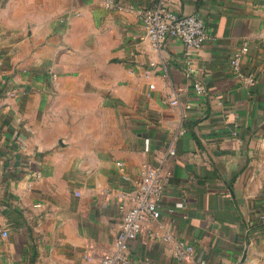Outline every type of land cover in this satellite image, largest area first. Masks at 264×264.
<instances>
[{"label":"crops","instance_id":"obj_1","mask_svg":"<svg viewBox=\"0 0 264 264\" xmlns=\"http://www.w3.org/2000/svg\"><path fill=\"white\" fill-rule=\"evenodd\" d=\"M115 1L0 0V264L111 249L114 192L147 164L164 170L152 227L194 252L139 235L129 264H264V0H164L202 17L198 49L151 44L139 11L161 0ZM243 45L251 85L230 68Z\"/></svg>","mask_w":264,"mask_h":264},{"label":"built area","instance_id":"obj_2","mask_svg":"<svg viewBox=\"0 0 264 264\" xmlns=\"http://www.w3.org/2000/svg\"><path fill=\"white\" fill-rule=\"evenodd\" d=\"M117 4L119 3L115 0H105V5L108 7H114ZM139 16L145 36L155 48H160L172 38L185 47L198 49L206 39L201 16L192 13L178 17L167 8L164 0L155 7L141 8ZM246 50L247 46L243 45L231 56L230 68L237 78L251 85L254 83V78L246 75L240 68V57ZM194 85L197 92H202L203 87L200 82ZM168 101L170 104H178L176 91L169 95ZM168 153L175 154L174 144L169 146ZM163 173L161 165L147 164L141 178L132 188H123L114 192L120 210V220L113 246L109 250H103L94 244H87L82 255V264H129V243L139 235H142L144 239L161 240L167 243L173 257L178 260H186L192 256L194 246L176 237L170 224H164L158 229L152 227V223L156 222L161 215ZM169 173L170 171L167 170L166 174ZM7 234L6 230L2 231L3 236Z\"/></svg>","mask_w":264,"mask_h":264}]
</instances>
